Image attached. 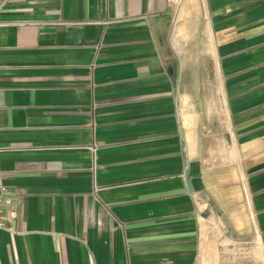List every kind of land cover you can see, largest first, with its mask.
Instances as JSON below:
<instances>
[{"label": "crops", "instance_id": "obj_1", "mask_svg": "<svg viewBox=\"0 0 264 264\" xmlns=\"http://www.w3.org/2000/svg\"><path fill=\"white\" fill-rule=\"evenodd\" d=\"M0 149V264H264V0H0Z\"/></svg>", "mask_w": 264, "mask_h": 264}, {"label": "built area", "instance_id": "obj_2", "mask_svg": "<svg viewBox=\"0 0 264 264\" xmlns=\"http://www.w3.org/2000/svg\"><path fill=\"white\" fill-rule=\"evenodd\" d=\"M184 0H167L168 5L177 8ZM0 149V154L3 152ZM16 212L11 207V199L6 195V188L3 183V173L0 169V230L13 233L11 222L15 219Z\"/></svg>", "mask_w": 264, "mask_h": 264}, {"label": "water", "instance_id": "obj_3", "mask_svg": "<svg viewBox=\"0 0 264 264\" xmlns=\"http://www.w3.org/2000/svg\"><path fill=\"white\" fill-rule=\"evenodd\" d=\"M184 180H185V185L188 189L189 192H192L191 185L188 179V168L185 169L184 171Z\"/></svg>", "mask_w": 264, "mask_h": 264}]
</instances>
